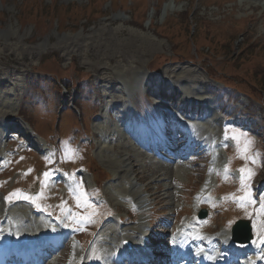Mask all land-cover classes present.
<instances>
[{"label": "rangeland", "instance_id": "1", "mask_svg": "<svg viewBox=\"0 0 264 264\" xmlns=\"http://www.w3.org/2000/svg\"><path fill=\"white\" fill-rule=\"evenodd\" d=\"M144 74L150 79L146 90L137 82ZM212 79L260 99L264 107V0H0V158L8 159L10 168L0 174V200L15 188L36 191L45 168L58 174L78 165L89 187L103 186V199L110 204L105 214L117 212L125 219L133 213L124 198L135 203L145 199L146 206L162 210L161 219H155L157 229L145 219L146 228L160 232L182 195L186 198L197 187L198 177L191 169L179 174L181 179L173 180L172 174L169 189L160 173L172 169L149 164L139 151H132L121 133L122 117L116 116L126 110L124 91L139 88L132 99L144 103L145 96L154 102V93H148L153 87L166 97L203 95L218 118L224 110L216 103L222 100L217 102L219 91L214 95L210 89L223 84ZM233 107L225 114L249 125L242 133L240 144L246 151L240 152V163H248L259 179L264 176V162L257 164V156L264 159L262 106L243 94ZM242 108L259 118L256 124L239 112ZM212 128L219 134V125ZM21 132L25 136H18ZM71 132L73 141L66 145L80 147L64 160L63 139ZM218 138H225L223 132ZM240 144L223 151L220 164L226 162L228 150L235 156ZM253 147L257 152H251ZM57 154L62 169L51 162ZM72 159L76 163L69 165ZM132 170L146 176L144 181H137ZM45 180L38 197H44ZM175 181L186 185L184 190L176 189ZM47 188L56 204L71 190L56 182ZM175 189L180 192L174 195ZM3 205L0 211L9 210L15 220L30 218L32 211L25 204L26 209L19 207V201ZM226 216L230 218L218 217L217 224ZM144 218L148 215L141 214L137 222ZM137 226L130 219L102 225L111 237L118 231L132 234Z\"/></svg>", "mask_w": 264, "mask_h": 264}, {"label": "bare ground", "instance_id": "2", "mask_svg": "<svg viewBox=\"0 0 264 264\" xmlns=\"http://www.w3.org/2000/svg\"><path fill=\"white\" fill-rule=\"evenodd\" d=\"M174 71V70H173ZM177 72V71H176ZM182 77V76H181ZM12 118V117H11ZM2 126V125H1ZM3 127V126H2ZM127 159L128 160H130L131 159V154H128V157H127ZM102 162V161H101ZM183 172V171H182ZM162 174H164V173H162ZM168 173H166V174H164L165 176L167 175ZM164 176V177H165ZM136 177H137V179L138 180H140V181H143L144 180V178H146V176H144V175H142L141 173H137V171H136ZM147 188V187H146ZM125 239H127V238H125Z\"/></svg>", "mask_w": 264, "mask_h": 264}]
</instances>
